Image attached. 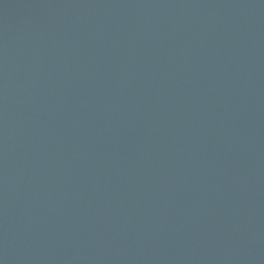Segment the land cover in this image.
I'll use <instances>...</instances> for the list:
<instances>
[{
  "label": "water",
  "instance_id": "95a60500",
  "mask_svg": "<svg viewBox=\"0 0 264 264\" xmlns=\"http://www.w3.org/2000/svg\"><path fill=\"white\" fill-rule=\"evenodd\" d=\"M0 264H264V0H0Z\"/></svg>",
  "mask_w": 264,
  "mask_h": 264
}]
</instances>
